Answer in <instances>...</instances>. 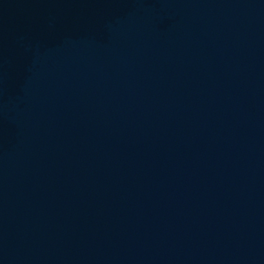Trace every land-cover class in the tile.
Returning a JSON list of instances; mask_svg holds the SVG:
<instances>
[{
  "label": "water",
  "instance_id": "obj_1",
  "mask_svg": "<svg viewBox=\"0 0 264 264\" xmlns=\"http://www.w3.org/2000/svg\"><path fill=\"white\" fill-rule=\"evenodd\" d=\"M0 264H264V0H0Z\"/></svg>",
  "mask_w": 264,
  "mask_h": 264
}]
</instances>
